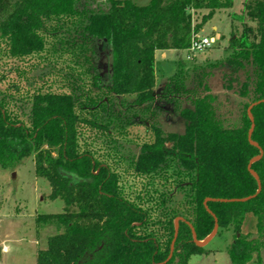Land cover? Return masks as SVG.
Segmentation results:
<instances>
[{
    "label": "trees",
    "instance_id": "1",
    "mask_svg": "<svg viewBox=\"0 0 264 264\" xmlns=\"http://www.w3.org/2000/svg\"><path fill=\"white\" fill-rule=\"evenodd\" d=\"M76 1L0 0V58L30 60L45 50L49 33L57 37L65 24L82 23L81 35L102 41L112 55L110 91L132 95L135 105L142 106L154 101L156 52L187 49L202 25L217 10L230 9L234 0H149L146 5L109 0L106 9L89 12L79 10ZM203 8L207 12L195 24L193 13ZM243 9L254 26L231 38L233 53L226 64L239 68L250 62L257 77L252 101L236 127L224 125L215 97L207 91L193 96L191 106H179L184 133L154 126L153 139L127 160L110 144L116 139L111 127L82 115L84 110L95 116L99 101L91 99L92 106L78 112L73 93L39 89L23 99L27 111L17 106L21 98L0 88V166L34 154L36 174L51 185L49 197L64 201L62 211L38 216V222L63 230L49 236L36 264H189L193 253L208 251L195 244L189 224L198 240L205 239L214 229L211 212L218 227L234 229L229 248L233 264H245L255 254L262 264L264 101L251 108V138L263 151L251 165L261 180L258 192L248 165L260 148L248 141L252 122L247 109L264 99V0H245ZM186 79L184 71L170 75L167 92H189ZM206 198H212L207 201L211 212L204 206ZM248 212L257 216L258 237L240 232ZM177 218L179 230L168 258Z\"/></svg>",
    "mask_w": 264,
    "mask_h": 264
},
{
    "label": "rangeland",
    "instance_id": "2",
    "mask_svg": "<svg viewBox=\"0 0 264 264\" xmlns=\"http://www.w3.org/2000/svg\"><path fill=\"white\" fill-rule=\"evenodd\" d=\"M130 1L139 5L149 3V0ZM244 1L234 0L230 9L217 10L202 25L197 34L210 38L211 45L207 49L193 53L191 58L187 57L186 49L169 50L166 58L157 53L155 97L151 104L135 105L132 95H116L110 91L112 55L102 41L85 39L81 35L82 23L65 24L57 37L49 33L45 50L30 60L0 58V88L5 94L12 92L16 98H21L17 106L27 111V102L23 99L39 89L73 93L78 101V112L82 107H91V99L99 101L100 108L95 116L84 110H81L82 115L111 127L110 135L116 139L109 143L117 145L119 154L127 160L137 157L140 145L153 139L154 126L165 133H184L185 123L178 114L179 106H191L193 96L207 91L215 97L216 113L224 125L239 126L242 110L252 101L257 77L250 62L244 61V67L239 68L226 64L233 53L229 48L231 38L242 35L247 26H254L244 13ZM76 3L79 10L89 12L106 9L110 2L77 0ZM206 12L203 8L193 13L195 24L200 23L201 14ZM233 13L243 17L232 19ZM22 70L24 72L19 73ZM177 71H184L187 76L189 92L186 94L167 92L169 76ZM244 84L248 85L247 97L241 95ZM104 135L97 139L101 140ZM50 193L48 180L36 174L34 154L25 156L13 166H0V264H36L37 254L46 248L49 236L63 230L61 225L38 222L42 213L63 210L64 201L59 197L51 199ZM240 227V232L249 238L259 236L257 216L252 212L245 214ZM218 228L217 234L204 246L207 253H193L189 264H233L229 248L234 240V229ZM256 255L245 264H257ZM259 257L264 264V248Z\"/></svg>",
    "mask_w": 264,
    "mask_h": 264
},
{
    "label": "water",
    "instance_id": "3",
    "mask_svg": "<svg viewBox=\"0 0 264 264\" xmlns=\"http://www.w3.org/2000/svg\"><path fill=\"white\" fill-rule=\"evenodd\" d=\"M263 101H264V99H263V100H259V101H255V102H253V103L251 104V106H249V108L247 109V113H248L249 118H250V120H251V122H252V125H251V128H250L251 130L249 131V134H248V141H249L250 144H252V145H256L257 147L260 148V154L254 156V157L250 160V164L248 165V170H249V172L253 175V177H255V178L257 179V182H258V190H257V192H258V191L260 190V188H261V180H260V178L258 177L257 173L252 169L251 165H252V163L254 162V160H256V159H258V158L261 157L263 151H262L261 147L257 144V142H255V141L252 140V138H251V135H252V133H253V126H254V117H253V113L251 112V108H252V106H254L255 104L260 103V102H263ZM63 174L66 175V176H70L72 179L75 178V176H73L72 174H67V173H63ZM254 195H255V194H254ZM254 195H253V196L244 197V198L232 199V200H235V201H238V200H247V199H250V198L254 197ZM210 199H212V198H206V200H205V202H204V206H205V208L207 209L208 212H211L210 209H209V207H208V205H207V201L210 200ZM222 200H227V199H222ZM211 213H212V215H213V217H214V219H215V223H214V227H213L214 229L212 230V232H211L209 235L206 236L205 239H203V240H198V238H197V236H196L195 229H193L192 225L189 224L190 227H191V229H192L193 240H194L195 244L198 245V246H201V247L207 246V243H208V242H209V241H210V240H211V239L217 234V232H218V229H219V228H218V220H217V217L215 216V214H214L213 212H211ZM178 219H179V218H177V219L175 220V229H176V232H175V235H174V239L172 240V243H171L172 248H171V253H170V255H169L168 258L171 257V254H172L173 249H174V246H173V245H174L175 239H176L177 234H178V230H179V229H178ZM238 236H239V234H238Z\"/></svg>",
    "mask_w": 264,
    "mask_h": 264
},
{
    "label": "built area",
    "instance_id": "4",
    "mask_svg": "<svg viewBox=\"0 0 264 264\" xmlns=\"http://www.w3.org/2000/svg\"><path fill=\"white\" fill-rule=\"evenodd\" d=\"M211 45L210 38L207 35L194 34L191 39L189 47L186 49L188 54L187 57L191 58V55L196 52H201L207 49Z\"/></svg>",
    "mask_w": 264,
    "mask_h": 264
},
{
    "label": "crops",
    "instance_id": "5",
    "mask_svg": "<svg viewBox=\"0 0 264 264\" xmlns=\"http://www.w3.org/2000/svg\"><path fill=\"white\" fill-rule=\"evenodd\" d=\"M169 50H172V49H169ZM169 50H167V51H157V52H156V55H157V53H159L160 56L166 58V57L168 56V52H169Z\"/></svg>",
    "mask_w": 264,
    "mask_h": 264
}]
</instances>
